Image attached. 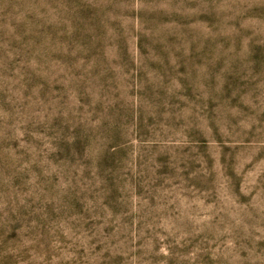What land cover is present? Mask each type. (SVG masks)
<instances>
[{
  "label": "rangeland",
  "instance_id": "obj_1",
  "mask_svg": "<svg viewBox=\"0 0 264 264\" xmlns=\"http://www.w3.org/2000/svg\"><path fill=\"white\" fill-rule=\"evenodd\" d=\"M0 264H264V0H0Z\"/></svg>",
  "mask_w": 264,
  "mask_h": 264
}]
</instances>
